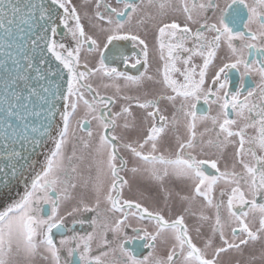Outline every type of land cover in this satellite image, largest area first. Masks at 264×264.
I'll return each mask as SVG.
<instances>
[{"label": "snow or ice", "instance_id": "1", "mask_svg": "<svg viewBox=\"0 0 264 264\" xmlns=\"http://www.w3.org/2000/svg\"><path fill=\"white\" fill-rule=\"evenodd\" d=\"M0 142L12 177L43 150L0 195V264H264V0H0Z\"/></svg>", "mask_w": 264, "mask_h": 264}, {"label": "flooded vegetation", "instance_id": "2", "mask_svg": "<svg viewBox=\"0 0 264 264\" xmlns=\"http://www.w3.org/2000/svg\"><path fill=\"white\" fill-rule=\"evenodd\" d=\"M218 2L220 3L221 7H223L224 3H225V0H218ZM72 3L74 5L79 6L81 4V0H72ZM150 11H154V9H150ZM152 23H155V21H150V22H148V24L144 25L141 28L140 34L143 37L145 35L144 28H147V31H148L147 43L149 44V49H150V52H149V61H150V64H151L150 71L152 73H155V70H156V68L158 66L159 61H158V53H157V50H156L154 42H153V29L151 28V24ZM135 30L136 29H135V26H134L133 27V31H135ZM89 31H91V30L89 29ZM237 45H238V41H237ZM129 47H131V45H129ZM136 51L139 52V49H136ZM224 56H225V52L224 51H220L218 57L214 61V64L212 66H210V68L208 70V74H207V81H206L205 87H207V83H211V77H212V75H214L216 69L219 66L222 65V62H225V61H222V59H221V57H224ZM84 59H85V57L82 56V62H83ZM194 62L199 64L202 61L200 60V58H194ZM119 68H120V70L128 71L130 75H137L138 74L137 69H133L131 67V63L129 65H127V66L123 65V64H120ZM137 68L140 71H143V68L141 66L138 65ZM229 81H230V88H232V90H234L236 85L239 82V73H237L236 70H229ZM104 82L107 83V81H104ZM92 83H93V87H99V91L103 95L107 96V95H113L115 93V89L114 88H107V89L103 88L101 86V81L98 78H94ZM119 83L121 85V93H120L121 95H124V94L137 95V94H142L145 90L152 91L154 88H158V86H154V85H150V84L147 86L146 89H137V88H134V87L124 88L123 87L124 82L123 81H119ZM256 83H258V77L252 76V75L245 77V84H246L245 91L247 90V87H254ZM198 107L202 108L204 111H208V105H205L202 100L198 103ZM161 108L162 109L164 108L163 104H161ZM112 110H116V108L113 107ZM216 110H217L216 106H213L212 109H211L212 114H214L216 112ZM134 111L135 112H139L140 110L139 109H134ZM170 111H171V108L169 107L168 111L165 114H170ZM229 111H230V109H229ZM80 114H82V110H81V113H78L77 115H80ZM92 126L95 127V122L93 123ZM208 135L214 137L215 134L214 133H210ZM168 138L169 137H166L165 139H168ZM207 138H208V136H205V139H207ZM205 151L211 153V152H214L215 150L206 148ZM232 151H233V149L231 147H229V149L226 152V156H230ZM200 158H207V157L202 156ZM222 164H224V163L222 162ZM209 171H213L214 172V170H209ZM126 178L127 179H131V174H128L126 176ZM219 187H223V185L218 186L217 195L219 194ZM135 188H136V181H133L132 191L125 190L124 193H123L124 198H136ZM177 190H180V189L178 188ZM183 191L186 192L187 189L185 188V189H183ZM173 199L175 201V197ZM200 203H201V201L198 200L196 202V204L193 205L194 210H198L199 209ZM102 207H104V205H102ZM176 210H177V208H176V205L174 203L173 214H175ZM85 215L87 216L88 219L91 218L90 215H88V214H85ZM173 218H174V215H173ZM187 222H188L190 227H194L195 223H196V218L195 217H188L187 218ZM207 228H208V226L205 225L204 230L207 231ZM85 229L88 230V231L91 230L87 226H85ZM77 230H79V226H77ZM126 231L128 232L129 235H134L131 232L130 228L126 229ZM193 235L195 236V233H193ZM109 238H111L110 235H109ZM139 243H140L139 241L130 242L129 243V247H134L136 244H139ZM37 264H42V262L38 261Z\"/></svg>", "mask_w": 264, "mask_h": 264}, {"label": "water", "instance_id": "3", "mask_svg": "<svg viewBox=\"0 0 264 264\" xmlns=\"http://www.w3.org/2000/svg\"><path fill=\"white\" fill-rule=\"evenodd\" d=\"M51 146V145H49ZM19 146L17 145V148ZM38 153L30 155L29 159L32 163L31 168L26 170L18 171L16 177L11 176V165L15 164V160L7 159L2 142H0V168L4 169L5 173H8L7 180L8 184L4 185L0 182V195H3L4 200L10 203L12 200L19 199L23 195L26 187L30 185L31 179L35 176L41 168V162L43 161V150H38ZM19 168V165H17ZM4 177V173H0V180ZM2 210V209H0Z\"/></svg>", "mask_w": 264, "mask_h": 264}, {"label": "rangeland", "instance_id": "4", "mask_svg": "<svg viewBox=\"0 0 264 264\" xmlns=\"http://www.w3.org/2000/svg\"><path fill=\"white\" fill-rule=\"evenodd\" d=\"M220 167H221V169L223 170L224 164L221 163Z\"/></svg>", "mask_w": 264, "mask_h": 264}]
</instances>
